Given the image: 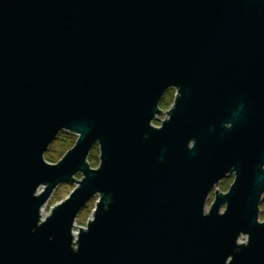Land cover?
<instances>
[{
    "label": "water",
    "instance_id": "obj_1",
    "mask_svg": "<svg viewBox=\"0 0 264 264\" xmlns=\"http://www.w3.org/2000/svg\"><path fill=\"white\" fill-rule=\"evenodd\" d=\"M263 191L264 0H0V264H264Z\"/></svg>",
    "mask_w": 264,
    "mask_h": 264
},
{
    "label": "rangeland",
    "instance_id": "obj_2",
    "mask_svg": "<svg viewBox=\"0 0 264 264\" xmlns=\"http://www.w3.org/2000/svg\"><path fill=\"white\" fill-rule=\"evenodd\" d=\"M175 94H176V89L174 87H170L166 89L158 104L160 111L155 115L154 119L151 122L153 125L160 126L161 121L168 117V113L165 112V110H169L170 107L172 106ZM76 139H77V135L74 132L61 130L60 132H58L56 137L51 141L48 148L44 152V159L49 163L57 162L64 155L66 150L74 145ZM86 162L89 164L90 167L95 168L98 166L99 149L97 144H94L92 148L89 150V153L87 154L86 157ZM81 176L82 174L80 172H77L74 174L73 178H75L76 180H80ZM232 180H233V173H230L227 176L222 177L219 180V182L212 187L205 203L206 210H208L209 205L213 200L215 188L217 189V191L225 192L228 189L229 185L231 184ZM77 183H78L77 181H71V182H61L58 185H56L49 194L48 198L41 206L44 209L43 213H45L46 215L49 214L52 207L54 205L59 204L64 198H66L69 195V193L72 191V189L77 185ZM42 188H43L42 185L39 186L38 191H42ZM97 199H98V195L96 194L93 197H91L78 212L74 220V226H73L74 231L77 232L78 227L84 228L86 226L87 221L90 220V218L92 217L94 205ZM258 206H259L258 220L262 221L264 219V191L261 195V200ZM245 239H246L245 235H241L239 237L240 242H244Z\"/></svg>",
    "mask_w": 264,
    "mask_h": 264
},
{
    "label": "bare ground",
    "instance_id": "obj_3",
    "mask_svg": "<svg viewBox=\"0 0 264 264\" xmlns=\"http://www.w3.org/2000/svg\"><path fill=\"white\" fill-rule=\"evenodd\" d=\"M43 212H44V209L41 207L40 208V215H41V217L46 216V214L43 213ZM72 234H73V238H75L76 235H77V232L73 230V233Z\"/></svg>",
    "mask_w": 264,
    "mask_h": 264
}]
</instances>
